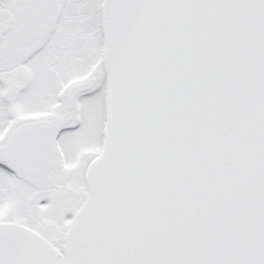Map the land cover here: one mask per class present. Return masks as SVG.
<instances>
[{"label":"snow or ice","instance_id":"snow-or-ice-1","mask_svg":"<svg viewBox=\"0 0 264 264\" xmlns=\"http://www.w3.org/2000/svg\"><path fill=\"white\" fill-rule=\"evenodd\" d=\"M0 264H264V0H0Z\"/></svg>","mask_w":264,"mask_h":264}]
</instances>
